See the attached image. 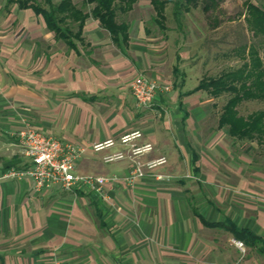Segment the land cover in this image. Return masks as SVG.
I'll list each match as a JSON object with an SVG mask.
<instances>
[{"label": "crops", "instance_id": "0c3cea01", "mask_svg": "<svg viewBox=\"0 0 264 264\" xmlns=\"http://www.w3.org/2000/svg\"><path fill=\"white\" fill-rule=\"evenodd\" d=\"M135 8L117 11L127 42L92 14L73 45L32 9H19L15 30L0 29V264H264L257 247L235 244L230 226L264 240V175L219 127L216 99L197 90L205 70L191 45L150 33L147 10ZM138 76L170 90L141 107L130 88ZM25 122L82 148L79 174L116 176L106 197L59 186L37 193L29 178H4L26 167L17 138ZM137 130L140 144L154 145L143 160L168 163L129 182L130 162L103 161L121 146L92 147Z\"/></svg>", "mask_w": 264, "mask_h": 264}, {"label": "trees", "instance_id": "16d2710c", "mask_svg": "<svg viewBox=\"0 0 264 264\" xmlns=\"http://www.w3.org/2000/svg\"><path fill=\"white\" fill-rule=\"evenodd\" d=\"M43 6L37 0H8V5H17L19 9H32L36 15H41L55 38H61L73 45L74 39H81L83 27L87 18L92 16L108 29L112 38L119 41L120 36L125 42L128 40V25L117 21V11L127 13L133 9L138 0H85L84 7L94 5L91 12H85L72 0H44ZM198 0H177L174 15L179 20L181 11L190 12L191 5L196 6ZM185 2V4H184ZM156 11L155 21L164 29L159 20H166L167 1L151 0ZM246 22L255 35L264 36V9L253 3H248ZM246 48L243 49V52ZM242 54V53H241ZM250 63L245 62L241 68L224 71L215 78L204 77L197 90H205L214 98L223 94H233L223 107L219 118V127L225 128L229 136L237 139H252L254 134L263 139L264 110L253 113L244 118L237 109L239 103L246 99L264 101V48L263 56L257 49L249 50ZM236 238L250 247H257L264 253V240L245 229L230 225Z\"/></svg>", "mask_w": 264, "mask_h": 264}, {"label": "rangeland", "instance_id": "374dc122", "mask_svg": "<svg viewBox=\"0 0 264 264\" xmlns=\"http://www.w3.org/2000/svg\"><path fill=\"white\" fill-rule=\"evenodd\" d=\"M37 1L47 7L44 0ZM166 1V20H159L164 29L154 21L156 12L150 0H142L141 6L136 8L133 6V9L135 8V11L138 8L147 10L145 13L150 33L157 34L160 39L163 36H169L182 45L189 43L191 59L201 65L204 64V77L215 78L224 71L241 68L247 59V49L243 52V46L247 47L250 44L259 51L261 57L263 56L264 36L255 35L250 30L246 15L248 3L256 4L264 9V0H198L196 6L191 5L189 13L185 10L181 11L182 15L179 20L174 15L177 0ZM54 3H58V0H54ZM19 12L17 5H8V0H0V29L15 30L18 28L19 22L23 19ZM207 94L208 99H216L212 114L221 116L224 105L233 94L226 93L218 98ZM237 109L241 116L247 118L255 112L264 110V101L246 99L239 103ZM254 136L252 139L238 140V151L248 152L255 166L264 175V135L263 139L257 134Z\"/></svg>", "mask_w": 264, "mask_h": 264}, {"label": "built area", "instance_id": "2783aa9c", "mask_svg": "<svg viewBox=\"0 0 264 264\" xmlns=\"http://www.w3.org/2000/svg\"><path fill=\"white\" fill-rule=\"evenodd\" d=\"M133 97L141 107H150L155 101L158 91H169L170 86L162 85L157 80L138 76L130 83ZM17 138L23 156L27 160L26 167L12 169L4 174V178H29L33 181L34 190L42 193L59 186L67 192L88 190L102 197H106L105 186L116 180V176L81 175L77 172V163L84 150L72 143L64 142L54 136L48 135L32 127L28 122L18 131ZM143 132L137 130L126 133L117 139H110L92 147L95 153L103 152L109 148L121 146L122 149L103 156L107 164L128 161L132 170L128 177L129 182L145 178L150 173L168 163L166 156L144 161L143 157L154 150L152 143L140 144ZM159 180L163 176L157 177ZM235 244L245 251L241 241ZM53 264H65L55 261Z\"/></svg>", "mask_w": 264, "mask_h": 264}]
</instances>
